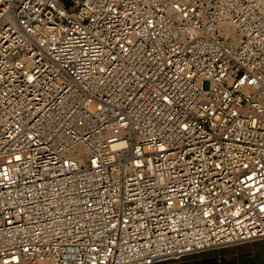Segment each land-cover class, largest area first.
<instances>
[{"label": "built area", "instance_id": "1", "mask_svg": "<svg viewBox=\"0 0 264 264\" xmlns=\"http://www.w3.org/2000/svg\"><path fill=\"white\" fill-rule=\"evenodd\" d=\"M262 238L264 0H0V264Z\"/></svg>", "mask_w": 264, "mask_h": 264}, {"label": "bare ground", "instance_id": "2", "mask_svg": "<svg viewBox=\"0 0 264 264\" xmlns=\"http://www.w3.org/2000/svg\"><path fill=\"white\" fill-rule=\"evenodd\" d=\"M93 107H94V105L91 103L90 109H92ZM251 241H252L251 243H246V244H242L241 243V245L237 246L236 250L239 251V253H241V252H243L245 250H250L251 248H254L255 250H259V249H263L264 248V238L256 239V241H254V240H251ZM246 242H250V241H246ZM243 243H245V242H243ZM234 245H238V244L224 245V246H220V247H217V248H211V250L212 249L223 248V247H226V246H234ZM211 250L210 249H206V250L202 249V250L196 251L194 254L190 253V254H188V256L189 255H191V256H189L186 260H184L182 264H219L214 258V256L216 254H218V253L221 254L222 256L226 255V254L229 256V258L224 259V263L234 260V257H235L234 251L230 250L229 248H225V249H221V250H213L214 253L211 255L213 259L211 260L209 258L210 255L208 256L206 254V252L211 251ZM185 256H187V255H185ZM203 259L205 260V262L202 261ZM222 261L223 260H221V263H222ZM174 262L175 261L171 260L169 262V264L174 263ZM164 264H167V263H164Z\"/></svg>", "mask_w": 264, "mask_h": 264}, {"label": "rangeland", "instance_id": "3", "mask_svg": "<svg viewBox=\"0 0 264 264\" xmlns=\"http://www.w3.org/2000/svg\"><path fill=\"white\" fill-rule=\"evenodd\" d=\"M254 241H256V240H254ZM251 242L252 241L245 242L242 244L251 243ZM239 245H241V244L234 245V246H226V247L218 248V249H212V250H221V249L229 248L230 250H233L234 254H235L234 260H232L230 262L224 263V259L229 258V256L227 254L222 256L221 254L218 253L214 256L215 260L219 264H242V263H249V262H250L249 264H251V263L256 264V259L260 256L261 252L264 254V248L259 249V250H255L254 248H251L250 250H245V251L239 253V251L236 250L237 246H239ZM189 256H191V255H189ZM189 256L187 255V256H184L178 260H174L175 262L171 263V264H182L183 261L186 260ZM221 260H223L222 263H221ZM167 264H169V263H167Z\"/></svg>", "mask_w": 264, "mask_h": 264}, {"label": "water", "instance_id": "4", "mask_svg": "<svg viewBox=\"0 0 264 264\" xmlns=\"http://www.w3.org/2000/svg\"><path fill=\"white\" fill-rule=\"evenodd\" d=\"M214 252H213V250H211V251H208V252H206V254L209 256L210 255V259L212 260L213 258H212V254H213ZM206 255V256H207ZM203 262H205V260L203 259L202 260ZM201 261V262H202ZM170 261H167V262H163V263H159V264H164V263H169ZM250 263V262H249ZM249 263H242V264H249ZM251 264H254V263H251ZM256 264H264V254L261 252V254H260V256L256 259Z\"/></svg>", "mask_w": 264, "mask_h": 264}]
</instances>
